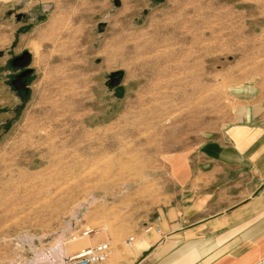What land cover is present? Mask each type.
Listing matches in <instances>:
<instances>
[{
    "label": "rangeland",
    "instance_id": "obj_1",
    "mask_svg": "<svg viewBox=\"0 0 264 264\" xmlns=\"http://www.w3.org/2000/svg\"><path fill=\"white\" fill-rule=\"evenodd\" d=\"M25 51L28 90L0 80V264L114 249L173 189L168 159L264 114V0L0 3V69Z\"/></svg>",
    "mask_w": 264,
    "mask_h": 264
},
{
    "label": "crops",
    "instance_id": "obj_2",
    "mask_svg": "<svg viewBox=\"0 0 264 264\" xmlns=\"http://www.w3.org/2000/svg\"><path fill=\"white\" fill-rule=\"evenodd\" d=\"M0 71L5 89L11 68ZM239 116L218 136L168 159L173 189L126 227L107 264H264V114L248 107ZM147 226L153 229L145 232ZM102 241L91 238L88 246Z\"/></svg>",
    "mask_w": 264,
    "mask_h": 264
},
{
    "label": "built area",
    "instance_id": "obj_3",
    "mask_svg": "<svg viewBox=\"0 0 264 264\" xmlns=\"http://www.w3.org/2000/svg\"><path fill=\"white\" fill-rule=\"evenodd\" d=\"M151 229H153V226H147L144 231L149 232ZM155 230L160 232L158 227ZM93 233H98V228H88L82 234L88 236ZM133 239L134 236H131L127 239V242L130 243ZM111 250L112 242L110 240L102 241L95 245L87 246L75 254L66 255L60 264H107Z\"/></svg>",
    "mask_w": 264,
    "mask_h": 264
},
{
    "label": "water",
    "instance_id": "obj_4",
    "mask_svg": "<svg viewBox=\"0 0 264 264\" xmlns=\"http://www.w3.org/2000/svg\"><path fill=\"white\" fill-rule=\"evenodd\" d=\"M118 2V0H116ZM103 23L99 24V29L102 30L103 28ZM30 53L28 51H25L22 53V55L17 56L16 58L13 59L12 61V66L13 67H27V65L30 62ZM31 73L30 69L24 70L22 73L18 74L14 80L12 81V84L14 85L15 88L17 89H23L25 91L28 90V87L25 84V81L23 78ZM120 72H115L110 75L111 78H114V76H119ZM118 80L115 79L112 84H117Z\"/></svg>",
    "mask_w": 264,
    "mask_h": 264
},
{
    "label": "flooded vegetation",
    "instance_id": "obj_5",
    "mask_svg": "<svg viewBox=\"0 0 264 264\" xmlns=\"http://www.w3.org/2000/svg\"><path fill=\"white\" fill-rule=\"evenodd\" d=\"M10 68H11V71H10V75H11V76H10L9 79H11V82L14 80V78H15L18 74L22 73L24 70L27 69V67H13V66H11ZM17 69H20V71H18ZM30 74H31V73H30ZM30 74H29V75H30ZM29 75H27V76H25V77L23 78V80L25 81L26 86H27L26 79L28 78ZM27 87H28V86H27ZM16 90H17V91H25V90H23V89H17V88H16Z\"/></svg>",
    "mask_w": 264,
    "mask_h": 264
}]
</instances>
